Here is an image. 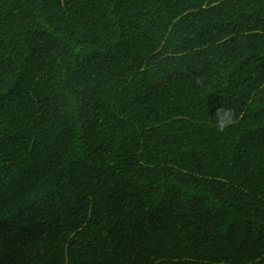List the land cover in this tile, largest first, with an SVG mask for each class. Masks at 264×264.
I'll return each mask as SVG.
<instances>
[{"label": "trees", "instance_id": "16d2710c", "mask_svg": "<svg viewBox=\"0 0 264 264\" xmlns=\"http://www.w3.org/2000/svg\"><path fill=\"white\" fill-rule=\"evenodd\" d=\"M0 264H264V0H0Z\"/></svg>", "mask_w": 264, "mask_h": 264}]
</instances>
